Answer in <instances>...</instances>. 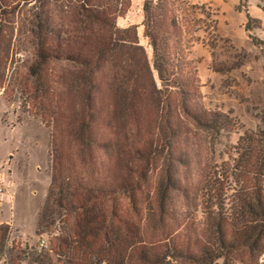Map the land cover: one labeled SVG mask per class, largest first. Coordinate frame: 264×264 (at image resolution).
<instances>
[{
  "label": "trees",
  "instance_id": "trees-1",
  "mask_svg": "<svg viewBox=\"0 0 264 264\" xmlns=\"http://www.w3.org/2000/svg\"><path fill=\"white\" fill-rule=\"evenodd\" d=\"M21 1L31 76L54 56L53 6L68 17V64L85 85L71 130L83 167L55 179L37 217L48 250L15 246L2 225L0 262L10 253L29 264H264V128L223 146L241 126L230 112L194 107L199 78L168 2L143 5L151 64L136 26L117 25L130 0ZM249 37L264 58V40Z\"/></svg>",
  "mask_w": 264,
  "mask_h": 264
},
{
  "label": "rangeland",
  "instance_id": "rangeland-1",
  "mask_svg": "<svg viewBox=\"0 0 264 264\" xmlns=\"http://www.w3.org/2000/svg\"><path fill=\"white\" fill-rule=\"evenodd\" d=\"M130 1V9L117 18V25L136 26L152 64V47L142 25L146 0ZM149 1L155 4L158 0ZM166 1L168 15L177 21L172 35L182 33L185 57L199 78L201 97L194 107L230 112L241 126L223 139V146L235 143L244 130L264 128V58L249 37L264 40V0ZM29 5L0 0V186L5 191L0 195V226L8 225L15 246L27 244L45 251L50 247V234L38 233L36 223L49 189L63 172L77 174L83 167L71 130L75 118L82 115L85 85L68 64V17L59 15L55 6L49 35L54 56L41 67V77L29 74L34 61L26 24ZM164 33L167 38L168 31ZM170 46L172 52L173 42ZM99 82L104 84L102 76ZM104 153L98 154L101 160L106 158ZM53 166H57L55 173ZM41 236L47 240L45 248L38 244ZM9 256L5 253L0 264H29L20 259L10 262Z\"/></svg>",
  "mask_w": 264,
  "mask_h": 264
},
{
  "label": "built area",
  "instance_id": "built-area-1",
  "mask_svg": "<svg viewBox=\"0 0 264 264\" xmlns=\"http://www.w3.org/2000/svg\"><path fill=\"white\" fill-rule=\"evenodd\" d=\"M4 193H5V191L3 190V187L0 186V195H3ZM18 237H19V235H18ZM38 244L41 248H45L48 246L47 240L43 236L39 237V243Z\"/></svg>",
  "mask_w": 264,
  "mask_h": 264
},
{
  "label": "crops",
  "instance_id": "crops-1",
  "mask_svg": "<svg viewBox=\"0 0 264 264\" xmlns=\"http://www.w3.org/2000/svg\"><path fill=\"white\" fill-rule=\"evenodd\" d=\"M183 1H188V0H183Z\"/></svg>",
  "mask_w": 264,
  "mask_h": 264
}]
</instances>
